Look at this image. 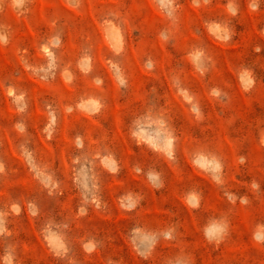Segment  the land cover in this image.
<instances>
[{"label":"rangeland","instance_id":"374dc122","mask_svg":"<svg viewBox=\"0 0 264 264\" xmlns=\"http://www.w3.org/2000/svg\"><path fill=\"white\" fill-rule=\"evenodd\" d=\"M0 264H264V0H0Z\"/></svg>","mask_w":264,"mask_h":264},{"label":"clouds","instance_id":"9594fccd","mask_svg":"<svg viewBox=\"0 0 264 264\" xmlns=\"http://www.w3.org/2000/svg\"><path fill=\"white\" fill-rule=\"evenodd\" d=\"M257 50H259V49H257Z\"/></svg>","mask_w":264,"mask_h":264}]
</instances>
